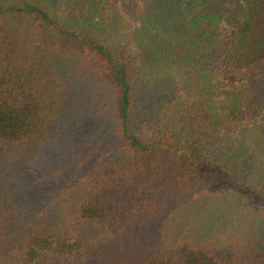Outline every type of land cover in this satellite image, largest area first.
<instances>
[{
  "label": "trees",
  "instance_id": "trees-1",
  "mask_svg": "<svg viewBox=\"0 0 264 264\" xmlns=\"http://www.w3.org/2000/svg\"><path fill=\"white\" fill-rule=\"evenodd\" d=\"M263 9L0 0V264H264Z\"/></svg>",
  "mask_w": 264,
  "mask_h": 264
},
{
  "label": "rangeland",
  "instance_id": "rangeland-1",
  "mask_svg": "<svg viewBox=\"0 0 264 264\" xmlns=\"http://www.w3.org/2000/svg\"><path fill=\"white\" fill-rule=\"evenodd\" d=\"M264 41V9L261 10L260 15L256 17V19L253 21L250 35H249V42L253 46H257L261 43V41ZM257 87H260V90L258 92L262 93L264 92V79L263 83L256 84ZM90 123L86 122L84 125L86 127H92Z\"/></svg>",
  "mask_w": 264,
  "mask_h": 264
}]
</instances>
